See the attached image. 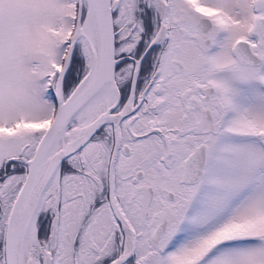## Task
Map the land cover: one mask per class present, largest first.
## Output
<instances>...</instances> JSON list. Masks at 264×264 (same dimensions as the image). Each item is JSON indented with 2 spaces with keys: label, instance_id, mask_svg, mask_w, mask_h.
<instances>
[{
  "label": "snow or ice",
  "instance_id": "6c2138e0",
  "mask_svg": "<svg viewBox=\"0 0 264 264\" xmlns=\"http://www.w3.org/2000/svg\"><path fill=\"white\" fill-rule=\"evenodd\" d=\"M0 264H264V0H0Z\"/></svg>",
  "mask_w": 264,
  "mask_h": 264
}]
</instances>
